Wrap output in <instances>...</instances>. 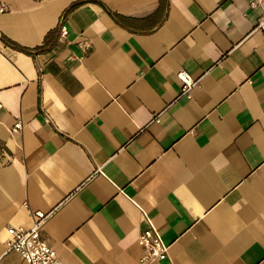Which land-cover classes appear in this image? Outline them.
<instances>
[{
  "label": "crops",
  "instance_id": "1",
  "mask_svg": "<svg viewBox=\"0 0 264 264\" xmlns=\"http://www.w3.org/2000/svg\"><path fill=\"white\" fill-rule=\"evenodd\" d=\"M254 1L0 0V254L43 211L65 264H142L149 220L169 254L151 264H264Z\"/></svg>",
  "mask_w": 264,
  "mask_h": 264
},
{
  "label": "built area",
  "instance_id": "2",
  "mask_svg": "<svg viewBox=\"0 0 264 264\" xmlns=\"http://www.w3.org/2000/svg\"><path fill=\"white\" fill-rule=\"evenodd\" d=\"M262 0L252 2V8H255ZM8 5L4 2L0 3V13L7 12ZM256 29L260 30L264 36V9L260 16ZM68 30L65 26L61 29V36L66 37ZM178 77L182 83L181 94L189 95L191 89L196 85L197 81L192 79L187 71H180ZM4 109L0 102V114ZM21 120H18L12 127L13 131L22 128ZM27 205V204H26ZM33 225L29 228L24 226H10L7 229L8 239L6 241V250L0 254V264H4V257L9 252H18L22 258L30 264H65L59 257L55 248L44 239L42 230L49 213L36 211L34 213ZM148 227L142 231L138 238V243L143 247L145 254L141 259L142 264H151L155 261H161L168 258V244L165 243L158 229L149 220Z\"/></svg>",
  "mask_w": 264,
  "mask_h": 264
},
{
  "label": "trees",
  "instance_id": "3",
  "mask_svg": "<svg viewBox=\"0 0 264 264\" xmlns=\"http://www.w3.org/2000/svg\"><path fill=\"white\" fill-rule=\"evenodd\" d=\"M56 32L57 30H52L46 35L44 44L43 46H41V48H39V50H45L54 45L56 39V34H55Z\"/></svg>",
  "mask_w": 264,
  "mask_h": 264
}]
</instances>
